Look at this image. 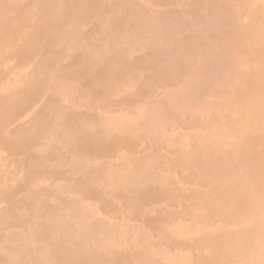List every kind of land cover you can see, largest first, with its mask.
Returning a JSON list of instances; mask_svg holds the SVG:
<instances>
[{
	"label": "rangeland",
	"instance_id": "1",
	"mask_svg": "<svg viewBox=\"0 0 264 264\" xmlns=\"http://www.w3.org/2000/svg\"><path fill=\"white\" fill-rule=\"evenodd\" d=\"M0 117V264H264V0H0Z\"/></svg>",
	"mask_w": 264,
	"mask_h": 264
},
{
	"label": "bare ground",
	"instance_id": "2",
	"mask_svg": "<svg viewBox=\"0 0 264 264\" xmlns=\"http://www.w3.org/2000/svg\"><path fill=\"white\" fill-rule=\"evenodd\" d=\"M55 2V0H54ZM116 28L120 31H123V33H127V34H130V30L126 28V26L122 23H118L116 24ZM34 34V32H33ZM124 35V34H123ZM33 36V35H32ZM188 45V43H186ZM114 63L113 60H108L106 61L104 64H100L98 65V67H95V68H90V71H88L90 73V82H94L95 84H98L100 85L101 89H99V91L97 92V95L99 93V95L101 94L102 96L105 95V91H108V88H109V78H108V74L110 72H112L113 70V66H114ZM66 69V67L64 68H61L60 70L57 71V74L60 76V73H61V76L64 77L63 75L65 73H63ZM68 71V70H67ZM74 70L66 73L67 75L71 74ZM150 76L152 77V74H150V71L148 72ZM95 93V91H94ZM49 102H46V104L44 105L45 109L48 107V106H51L52 103L54 102V98L53 96H51L49 99ZM43 112V111H42ZM64 120V119H63ZM62 120V121H63ZM0 121H4L2 117H0ZM2 127V126H0ZM0 142L4 145V146H8V150H10L11 152L14 151V149H16L18 147V145H16L15 147H13L14 145V142L11 141V138H8L6 140L3 139H0ZM26 143V141L23 142V144ZM32 143V141L30 142ZM97 146L95 144H89L88 146H84V148H96ZM42 151V150H41ZM47 151H45L44 154H41V156H37V158H35L34 156H29L27 159H26V163L25 164H28L30 163L31 161H42V162H45L47 160H49L51 157H49L48 153H46ZM43 153V152H42ZM79 154V152H78ZM240 155V154H239ZM56 161V160H55ZM215 161V160H214ZM222 161V160H221ZM57 162V161H56ZM217 163V162H216ZM215 163V164H216ZM222 163V162H221ZM218 164V163H217ZM87 165V164H86ZM223 165V164H222ZM42 173H48V168H44L43 170H41ZM251 172V171H250ZM249 172V173H250ZM253 172V171H252ZM257 172V171H256ZM259 172V171H258ZM253 174V173H252ZM253 176V175H252ZM245 182V181H244ZM247 182V181H246ZM73 183V182H72ZM74 185V184H73ZM245 188H247L246 186H244ZM73 190H74V186H72ZM248 190V189H247ZM75 193H79L81 194L82 196H84L85 198H93V199H96V200H99L100 197H94V196H97L98 193H94L93 190H81V189H78V186H76V190H75ZM247 193V192H246ZM101 200V199H100ZM257 201V200H256ZM99 204L98 206L100 207H103L105 208V206L107 205L106 203L102 202L101 200V203L99 201H97ZM257 205V204H256ZM260 205V204H259ZM27 207V206H26ZM226 207V206H225ZM28 208H31V206H28ZM256 208V207H255ZM257 209V208H256ZM73 211V215H75V209L72 210ZM35 213V212H34ZM231 216V215H230ZM62 226V222H58V221H53L52 223L50 224H47L44 226L41 225L40 229L37 230V232H34L35 233V236L37 237H41V238H44V243H45V247H47L48 245H51V244H54L56 242L53 241L52 237H55V234L54 232H57L59 231V228ZM4 227V226H3ZM94 233V232H93ZM89 234V233H88ZM251 238V237H250ZM235 239V238H234ZM260 239V238H259ZM40 240V239H39ZM253 241V240H252ZM256 241V240H255ZM260 241V240H259ZM237 242V241H236ZM235 242V243H236ZM255 243V242H254ZM242 244V243H241ZM244 244V243H243ZM248 244V243H247ZM246 244V245H247ZM256 244V243H255ZM260 244V243H259ZM44 245V244H43ZM250 245V244H249ZM254 245V244H253ZM244 246V245H243ZM238 247V246H236ZM241 247V246H240ZM257 247V246H256ZM258 247H260L258 245ZM261 248V247H260ZM45 249V248H44ZM43 249V250H44ZM230 249V247L228 248ZM239 249V248H238ZM243 249V247H242ZM264 249V248H263ZM227 250V249H226ZM225 250V251H226ZM236 250V249H235ZM252 250V249H250ZM262 249H260L261 251ZM54 251V250H53ZM245 251V250H244ZM45 252V251H44ZM227 252V251H226ZM235 252V251H234ZM248 252V251H247ZM14 253V252H13ZM228 253V252H227ZM246 253V251H245ZM57 254V253H56ZM230 254V253H229ZM237 254V253H236ZM57 256V255H56ZM61 256V261L62 262H66L68 264L72 263L75 261V259H78L79 260V254L78 253H75V254H72V255H69V254H60ZM227 256V255H225ZM230 256V255H229ZM232 256V255H231ZM233 257H234V254H233ZM86 258L84 257H81L80 261L82 262H86L85 261ZM217 263V262H216ZM214 263V264H216ZM224 263V262H223Z\"/></svg>",
	"mask_w": 264,
	"mask_h": 264
}]
</instances>
